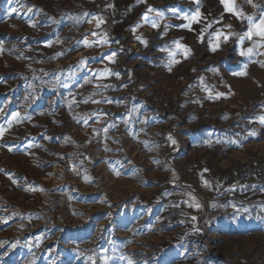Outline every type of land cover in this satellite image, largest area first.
<instances>
[{"label": "rangeland", "instance_id": "rangeland-1", "mask_svg": "<svg viewBox=\"0 0 264 264\" xmlns=\"http://www.w3.org/2000/svg\"><path fill=\"white\" fill-rule=\"evenodd\" d=\"M250 26L221 0H0V264H264Z\"/></svg>", "mask_w": 264, "mask_h": 264}, {"label": "snow or ice", "instance_id": "snow-or-ice-1", "mask_svg": "<svg viewBox=\"0 0 264 264\" xmlns=\"http://www.w3.org/2000/svg\"><path fill=\"white\" fill-rule=\"evenodd\" d=\"M246 2L249 3V4H252V6L254 8H257V9L260 8L259 5L253 3V0H246ZM221 3L224 5V8H225L226 12H228V13L235 12L238 17H240L242 19H247L251 23V26L247 29V32L245 34L248 39H251L253 37V35H258L259 37H261L262 40H264V14L260 15L258 21L252 22L253 21L252 17H250V16L246 17V16H244V14L242 12H236V10L234 8V0H221ZM12 11L15 12L16 9H13ZM29 11H31V9H29ZM149 11H151V9H149ZM200 17H201V13L199 11H196L195 14L192 15L191 17L185 16L184 19L188 20V24L182 25L181 27H186L188 29H191L192 23L193 22H198ZM145 18H147V17L145 16ZM100 23H102V20L97 19V27L100 26ZM152 27L153 28H157L158 25L153 23ZM133 31H135V29H133ZM92 35L95 36V35H97V33L93 32ZM215 36L217 37V43L212 45V50L213 51H215L219 47V37L221 36V33L217 32V33H215ZM136 38L138 40H141L140 37H136ZM200 39L201 40L203 39V32L201 33ZM227 39H228V36L225 35L224 36V40L226 41ZM240 39H241V42H242L244 37H241ZM106 42H107L106 37L103 38L100 41V43H106ZM142 42L145 45L147 44V41H142ZM177 46L178 47H184L183 45H177ZM185 52L187 53V48H185ZM252 52H253V48H248L246 51L245 50H241L240 55L241 56H245V55H247L249 53H252ZM115 56H116V53L113 52V53H111V55L107 56V59L109 61H113ZM107 72L109 74V70H107ZM238 74H244V73H238ZM116 75L118 76L119 74L116 73ZM222 95H223V93H217V96H222ZM260 122L264 123V116L260 117ZM169 139H172L170 135H169ZM172 143L175 144V141L172 140ZM204 183L207 184L208 182L204 181ZM194 206L196 208L200 207L199 204H195ZM192 219L195 220L196 217H192Z\"/></svg>", "mask_w": 264, "mask_h": 264}]
</instances>
